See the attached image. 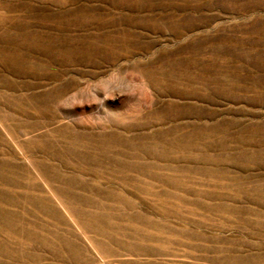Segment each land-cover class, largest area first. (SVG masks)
I'll use <instances>...</instances> for the list:
<instances>
[{
    "label": "rangeland",
    "instance_id": "rangeland-1",
    "mask_svg": "<svg viewBox=\"0 0 264 264\" xmlns=\"http://www.w3.org/2000/svg\"><path fill=\"white\" fill-rule=\"evenodd\" d=\"M107 1L114 65L0 87V264H264V0Z\"/></svg>",
    "mask_w": 264,
    "mask_h": 264
},
{
    "label": "bare ground",
    "instance_id": "bare-ground-1",
    "mask_svg": "<svg viewBox=\"0 0 264 264\" xmlns=\"http://www.w3.org/2000/svg\"><path fill=\"white\" fill-rule=\"evenodd\" d=\"M97 1L108 3L107 0ZM29 2L0 0V70L4 73L0 74V87L8 91H15L17 85L27 89L36 87V83L27 79L58 80V76L50 72L54 64L86 65L97 70L104 65H114L128 49L123 37L129 33L118 31L115 19L105 18L108 14L84 5L82 0H37V8ZM108 4L110 10L122 9L115 1ZM125 10L133 13L139 8L133 6ZM19 12L30 16L19 18ZM10 77L24 81L17 84L18 79L15 83ZM73 85L74 81L68 80L52 93L29 98L31 101L44 100L51 95L59 97Z\"/></svg>",
    "mask_w": 264,
    "mask_h": 264
}]
</instances>
